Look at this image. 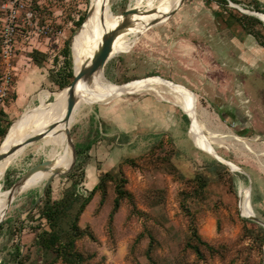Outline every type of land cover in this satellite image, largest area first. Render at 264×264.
<instances>
[{
    "label": "rangeland",
    "instance_id": "obj_1",
    "mask_svg": "<svg viewBox=\"0 0 264 264\" xmlns=\"http://www.w3.org/2000/svg\"><path fill=\"white\" fill-rule=\"evenodd\" d=\"M172 1L105 0V4L111 15L122 18L127 7L159 12ZM259 1L264 3L235 0L231 5L229 1L185 0L174 15L145 31L125 29L116 36L113 48L127 50L112 55L102 71L103 79L124 84L159 75L183 85L192 92L211 147L234 162L232 123L218 115L216 78L223 73L219 66L224 61L222 53H232L236 38L248 40L247 33L252 31L264 35V21L248 13L262 7ZM31 3L39 25H48L50 31L40 33L29 25L28 32L21 29L9 64L0 50V86L6 72L12 77L5 106L0 107V147L13 122L16 124L25 113L39 107V116L47 112L59 90L68 86H63L60 77L67 71L63 48L70 41L73 67L91 6V0ZM82 14L87 16L79 24ZM31 55L37 56V61ZM17 83L27 97L21 111L12 115ZM157 90L159 93L146 88L109 98L91 92L84 100L78 97L73 120L66 128L76 147L73 167L76 165L77 171L71 176L72 167L55 176L48 186L50 195L54 200L61 198L72 177L80 180L78 185L84 194L100 182L104 173L113 177L94 192L79 218L78 224L86 230L75 241V250L81 255L79 263L264 264L262 225L243 213L239 193L246 186L243 194L251 214L264 221V197L262 205L253 201L261 188L244 172L235 171L237 167L232 166V170L202 150L213 151L198 145L192 121L190 125L186 112L166 87L158 86ZM62 104L53 116L56 120ZM27 137L24 135L13 146ZM89 143L91 147L86 150ZM17 149L16 157L3 171L0 191L8 192L30 167L47 160L52 144L44 136ZM64 162L62 151L60 168ZM120 178L125 180L122 187L130 195L121 199L110 220ZM46 181L15 195L3 213L0 264H66L55 250L44 249L36 241L39 233L49 229L40 216L41 201L48 189ZM193 228L212 248L200 245V253H196L188 246Z\"/></svg>",
    "mask_w": 264,
    "mask_h": 264
},
{
    "label": "bare ground",
    "instance_id": "obj_2",
    "mask_svg": "<svg viewBox=\"0 0 264 264\" xmlns=\"http://www.w3.org/2000/svg\"><path fill=\"white\" fill-rule=\"evenodd\" d=\"M178 2L179 0H173L172 3L169 4V6L164 10L159 12L156 11V13L151 15H134L133 19H135V22L126 29L142 32L148 29L147 24L155 18L161 19L162 22L165 21L167 19L165 15L175 8ZM90 5L89 15L85 23V33L82 35L74 54L73 68L75 72H78L82 67L90 62L92 56L98 50L102 43L103 35L116 27L123 19V17L116 18L111 15L108 5L105 4V0H91ZM256 14L264 21V14ZM124 31L125 30L119 32L118 35ZM122 50L125 51L127 49H122L119 47L112 48V55L117 51ZM158 86L166 87V90L175 97L176 102L190 116L192 121L193 135L198 145L203 148L211 149L212 145L207 139V134L198 119L196 104L194 103L192 99L193 97L191 95L192 92L183 85H177L176 83H173L172 81L167 79H163L159 76H150L124 84H116L103 79L102 70L100 69L97 70L90 78H88V80L80 79L78 81V83L76 84V95L84 100L90 95L91 92H94L100 98H109L111 96H118L128 91L134 92L141 89L146 90V88L155 89V91L158 92ZM44 97H46V93L41 95V101H43ZM67 97L68 86L59 90L58 97L54 98V104L48 109L47 112L39 116L40 107L28 111L23 115L22 119H20L15 125L10 128V130L4 137L0 147V152L6 151L10 147H13V145L24 135L30 136L44 131L46 133L45 137L52 144L51 153L47 158L48 160L52 161V165L47 171L39 170L34 172L13 190L11 188L8 192L0 191V220L3 218V213H5L12 198L15 195L44 184V182L51 175L53 168H59L60 170L65 171L70 167L69 165L71 157L73 161V156L70 140L66 136V128L72 122L75 111L70 121L65 122L64 116L66 113ZM62 101L63 104L60 118L56 120L53 118V116L55 115L57 108L60 103H62ZM62 151L65 155V162L60 168ZM210 152L216 156L214 151ZM16 154L17 152L14 151L0 161V180L2 178L5 167L16 157ZM233 166L237 167L235 165ZM237 169L239 168L237 167ZM245 187L246 186H242L239 191L241 195V206L243 213L252 219L254 215L251 214V210L248 205V198L243 194Z\"/></svg>",
    "mask_w": 264,
    "mask_h": 264
},
{
    "label": "crops",
    "instance_id": "obj_3",
    "mask_svg": "<svg viewBox=\"0 0 264 264\" xmlns=\"http://www.w3.org/2000/svg\"><path fill=\"white\" fill-rule=\"evenodd\" d=\"M259 3L264 5L261 1ZM256 32L259 31L247 33L248 40L236 38L232 53L225 51L222 53L225 56L224 61L219 65L223 73L216 78V105L218 115H222L225 121L231 120L232 123L234 161L232 163L246 170L253 182H257L261 190L256 192L257 195L253 201L257 205H262L264 197V35L260 32L262 36H258ZM226 82H229L228 85L225 84ZM229 89L231 91H228ZM16 93L11 109L12 115H17L21 111L27 97L19 83L16 84ZM13 123L9 130L15 125ZM212 149L216 156L208 150H202L218 159L219 154L213 147Z\"/></svg>",
    "mask_w": 264,
    "mask_h": 264
},
{
    "label": "trees",
    "instance_id": "obj_4",
    "mask_svg": "<svg viewBox=\"0 0 264 264\" xmlns=\"http://www.w3.org/2000/svg\"><path fill=\"white\" fill-rule=\"evenodd\" d=\"M215 1L221 4L228 3V0ZM261 6L262 7L257 6L256 10L264 13V5ZM242 16L245 17L246 15ZM85 18L86 14L80 15L78 19L79 24H81L85 20ZM256 35L262 36L260 32H256ZM70 50V41H68L65 43V46L63 48V54L65 56V67L67 69L65 73H62L60 75L61 79H63V86H69L74 79ZM34 53H36V55L40 54L38 51H34ZM31 57H33V59L37 61V56L35 57L34 55H31ZM184 116L188 120V116ZM8 131L9 127L4 134H7ZM90 147L91 143L86 146V150H89ZM75 171H77L76 165L73 167L69 174H71V176H74ZM112 178L113 177L110 173H104V175L100 179V182L97 183L94 188L87 194H84L80 191V187L78 185V182H80V180H76L74 177H72L71 184L65 189L61 198L56 200L52 199L50 195V188H48L46 198L41 201L40 216L47 221L49 229H46L37 235V243L44 249L55 250L57 252V256L62 257L66 264H81L79 263L81 262V255L75 250V241L78 237L84 235L86 230L82 229L78 224L79 218L90 202L94 192L101 187L104 188L106 181ZM124 181V179L120 178L119 182L116 183V197L114 199L115 204L114 209L110 215V220L113 218L114 213L118 209L121 199L130 195V193H128L122 187V183ZM259 228L264 231V228L262 226L259 225ZM193 240L195 242H193ZM200 245H205L209 248H212L211 245L200 236L198 231L193 228L192 239L188 241V246H190L196 253H200Z\"/></svg>",
    "mask_w": 264,
    "mask_h": 264
},
{
    "label": "water",
    "instance_id": "obj_5",
    "mask_svg": "<svg viewBox=\"0 0 264 264\" xmlns=\"http://www.w3.org/2000/svg\"><path fill=\"white\" fill-rule=\"evenodd\" d=\"M184 1L185 0H179L177 6L174 9H172L171 11H169L165 15V17L168 19L169 17L174 15L176 13V11L178 10V8L183 4ZM229 3L231 5H234L233 2H229ZM156 11H157V9L154 10V9H149V8H144L143 9V8H140V7H127L121 13V15L123 16L122 21L116 27H114L112 30H110L109 32H107L106 34L103 35L102 43H101L100 47L98 48V50L92 56L90 62L87 63L84 67H82L78 72L74 71V79L71 82V84L68 86V97H67V103H66V113H65V116H64V121L65 122H69L70 121V119L72 118L73 113H74V111L76 109V104H77V99H78V95H76V84L78 83V81L80 79H87L88 80V78H90L97 70H100V69L102 71L104 70L106 63L112 57V48H113V43H114V40H115L116 36L118 35L119 32H121V31L125 30L126 28L130 27V25L135 22V19H133L134 15H138L139 14V15H145L146 16V15H151V14L156 13ZM248 13H251V14L257 16L258 18H260L256 13H262V12L249 11ZM88 14H89V10L87 12V15ZM161 22H162L161 19L155 18V19L151 20L147 24V27L148 28L152 27V26L157 25V24H159ZM187 116L190 119V125H191V118H190V116L188 114H187ZM66 132H67L68 139L70 140L71 147H72V156H73L72 164L65 171H62L59 168H53L52 172H51V175L48 177V179H47V181L45 183V190L48 188V186L50 185V183L52 182V180H53V178L55 176L70 171L71 168L73 167V165L75 164V161H76V147H75V145H74V143L72 141L69 129ZM45 134L46 133L44 131H42V132L30 135L26 139H24L23 141L18 143V145L10 147L6 151L0 152V161L4 157H6L9 154H11L12 152H14L18 147L25 146L27 144H31V143L39 141L40 139H42L45 136ZM217 158H218L217 159L218 161H219V159H221L220 160L221 163L225 162L233 170L232 166L234 164L231 161L226 160L225 158L221 157L220 155H217ZM225 163H223V164H225ZM51 165H52V161L47 159V160H44V161H42V162L30 167L28 169V171H26V173H24V175L13 185L12 190L15 187H17L18 185H20L24 180H26L34 172L39 171V170L47 171V170L50 169ZM234 170L235 171H239V172H244L245 174H247L244 171V169H242L241 167L239 169H234ZM249 179L251 181L250 177H249ZM40 198L41 197H39L38 201L40 200ZM252 220H255L256 222H258L259 224L264 226V221L261 218L257 217L256 214H254V217L252 218ZM2 222H3V219L0 220V225H1Z\"/></svg>",
    "mask_w": 264,
    "mask_h": 264
},
{
    "label": "built area",
    "instance_id": "obj_6",
    "mask_svg": "<svg viewBox=\"0 0 264 264\" xmlns=\"http://www.w3.org/2000/svg\"><path fill=\"white\" fill-rule=\"evenodd\" d=\"M32 0H2L0 4V39L1 56L8 64L15 56L16 35L23 28L28 32V25L40 33H49L48 25H39L32 9ZM12 87L10 72L2 76L0 86V107L5 106V100Z\"/></svg>",
    "mask_w": 264,
    "mask_h": 264
}]
</instances>
